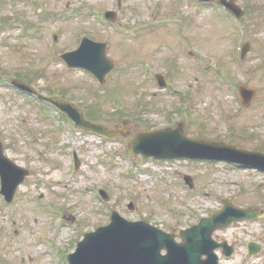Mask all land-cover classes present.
Masks as SVG:
<instances>
[{"label":"rangeland","instance_id":"obj_1","mask_svg":"<svg viewBox=\"0 0 264 264\" xmlns=\"http://www.w3.org/2000/svg\"><path fill=\"white\" fill-rule=\"evenodd\" d=\"M116 2L0 0V19L11 21L0 27V76L73 104L91 123L131 133L110 139L83 131L56 109L49 110L52 121L39 105L0 84V141L12 160L30 170L11 205L0 196V264H22V256L32 258L28 264H54L60 253L65 261L85 232L110 222L112 210L174 233L220 210L224 196L238 207L264 209V172L129 153L137 135L174 129L178 121L189 137L264 152V0H233L244 12L243 29L193 0H122L120 8ZM94 9L117 10L126 26L102 24ZM83 36L109 46L117 68L103 84L60 58ZM247 41L251 50L240 60ZM202 64L210 70L201 72ZM157 72L168 82L164 89ZM225 77L234 83H223ZM239 86L255 92L247 104ZM116 106L124 108L123 118L108 117ZM185 174L193 178V192ZM214 237L236 249L231 259L220 255L221 264H264V245L246 257L249 241L264 244V219L233 222Z\"/></svg>","mask_w":264,"mask_h":264},{"label":"water","instance_id":"obj_2","mask_svg":"<svg viewBox=\"0 0 264 264\" xmlns=\"http://www.w3.org/2000/svg\"><path fill=\"white\" fill-rule=\"evenodd\" d=\"M236 13L243 12L231 3L223 0ZM107 16L115 19L114 12ZM250 50V44H245L243 55ZM69 67L85 68L97 76L101 83L106 76L115 69V63L107 55V44L84 39L81 46L62 56ZM160 83L164 85L163 77ZM18 84L32 90L24 83ZM243 100L248 103L254 96V91L245 87L241 88ZM67 112L78 125L85 129L93 130L108 137H115L118 133L128 135L120 129L111 132L106 128L93 125L86 121L78 109L70 104L55 102ZM197 150V151H196ZM131 153L158 158L188 156L210 159H226L244 165L264 167V154L240 149L234 145H223L220 142H203L186 137L182 127L172 131L146 132L137 136L131 144ZM0 172L3 178V192L8 200H12L18 185L24 181L28 170L15 164L3 153L0 144ZM190 182L191 179H189ZM131 208L135 205L131 203ZM264 217V211L251 208H236L226 201L225 208L210 218L203 219L200 224L187 230H179L177 234L183 238L177 242L175 237L157 227L145 222H132L113 211L112 222L108 226L100 227L95 232L87 233L79 242L75 253L69 256L71 264H218V256L214 249L222 244L212 239L214 229L226 227L232 221L246 218ZM224 245V244H223ZM166 249L167 254L162 255ZM259 249L252 245L251 251ZM229 253V252H228ZM206 254L207 258H201Z\"/></svg>","mask_w":264,"mask_h":264},{"label":"flooded vegetation","instance_id":"obj_3","mask_svg":"<svg viewBox=\"0 0 264 264\" xmlns=\"http://www.w3.org/2000/svg\"><path fill=\"white\" fill-rule=\"evenodd\" d=\"M30 260H32V258H31L30 256L28 257L27 260L25 259V257H22V258H21V263H22V264H28Z\"/></svg>","mask_w":264,"mask_h":264}]
</instances>
